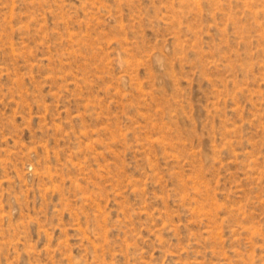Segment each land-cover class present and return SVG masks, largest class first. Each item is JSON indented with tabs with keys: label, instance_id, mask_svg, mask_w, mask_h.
<instances>
[{
	"label": "rangeland",
	"instance_id": "374dc122",
	"mask_svg": "<svg viewBox=\"0 0 264 264\" xmlns=\"http://www.w3.org/2000/svg\"><path fill=\"white\" fill-rule=\"evenodd\" d=\"M0 264H264V0H0Z\"/></svg>",
	"mask_w": 264,
	"mask_h": 264
}]
</instances>
